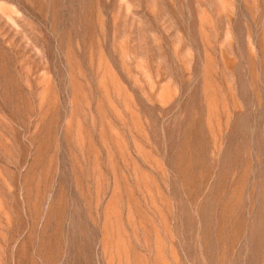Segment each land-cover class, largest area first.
Returning <instances> with one entry per match:
<instances>
[{
  "label": "rangeland",
  "instance_id": "rangeland-1",
  "mask_svg": "<svg viewBox=\"0 0 264 264\" xmlns=\"http://www.w3.org/2000/svg\"><path fill=\"white\" fill-rule=\"evenodd\" d=\"M0 264H264V0H0Z\"/></svg>",
  "mask_w": 264,
  "mask_h": 264
}]
</instances>
